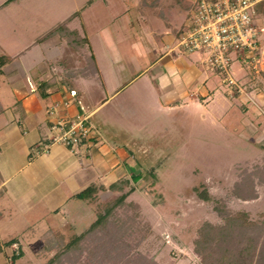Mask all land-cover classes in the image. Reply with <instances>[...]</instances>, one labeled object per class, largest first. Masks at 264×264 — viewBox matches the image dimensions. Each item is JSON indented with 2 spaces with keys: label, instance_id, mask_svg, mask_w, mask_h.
<instances>
[{
  "label": "rangeland",
  "instance_id": "374dc122",
  "mask_svg": "<svg viewBox=\"0 0 264 264\" xmlns=\"http://www.w3.org/2000/svg\"><path fill=\"white\" fill-rule=\"evenodd\" d=\"M4 1L0 0V3ZM84 1H8L0 8V55L10 54L18 48L19 45L14 48V43L19 44L20 39H23L22 43H27L36 31L42 33L53 23L63 20ZM107 1V4L104 0L92 2L91 9L89 7L91 16L86 22L93 26V31L100 23L106 29L110 26L114 28L115 22H122L125 39V42L119 43L122 54L132 57L131 64L135 62L142 68L144 60L140 59L135 49L139 28L143 25L150 27L155 33L152 38L158 39L156 45L163 49V42L168 38L171 41L167 33L172 28L179 32L186 26L198 0ZM256 11L254 21L260 28L261 47L247 55L244 49L232 54L230 73L237 82L236 86L229 88L222 80L221 71L203 66L206 65L207 52H186L176 47L174 63L179 66L180 62L188 61L194 66L181 72L183 78L201 68L214 74L212 82H207V92L202 90L203 83H200L197 74L178 88H169L171 91L160 97L157 87L170 84L171 80L166 73L156 74L163 65L158 62L127 89L137 102L144 97L151 101L153 107L148 106L147 111L142 113L137 108L132 118L119 113L113 123V129H120L117 138L126 140L131 147V164L125 166L130 170L125 171L124 176L141 174L137 180L132 179L130 185H133V190L125 199L138 203L136 211L143 224H140L141 232L145 233L138 244L133 246V242L131 250H139L159 264H201L200 255L193 248V238L203 220H222L214 207L216 199H222L225 206L234 212L246 210L251 217L257 218L264 214V182L255 184L256 198L242 199L233 192L234 182L245 170L257 168L256 171L260 172L263 169L260 175L264 177V9L261 3L256 4ZM118 14L121 15L117 18ZM79 19H76V24H79ZM145 19L149 23L141 25ZM112 21L114 23L110 24ZM142 42L149 47L146 40ZM135 56L137 59L134 60ZM4 77L6 79L7 76L0 75V84ZM144 82L150 85L149 94L141 90ZM173 102L180 104L170 106ZM111 131L113 134L114 130ZM198 190H205L210 198L199 196ZM118 192L99 189L92 203L88 204L93 208L92 216L96 218L102 205L114 199ZM50 217L44 221L55 224L57 219L52 215ZM90 217L85 221V227L81 219L75 230L66 226L41 236V241L40 236L36 237L28 248L25 247L18 261L8 258L7 264H44L57 250V247L45 249V239L51 237L59 244L57 238L61 237L62 243H66L74 231L81 233L88 229L95 219L89 220ZM19 238L22 241V236ZM39 242L38 246H42L36 248ZM63 264L84 263L72 259Z\"/></svg>",
  "mask_w": 264,
  "mask_h": 264
},
{
  "label": "crops",
  "instance_id": "0c3cea01",
  "mask_svg": "<svg viewBox=\"0 0 264 264\" xmlns=\"http://www.w3.org/2000/svg\"><path fill=\"white\" fill-rule=\"evenodd\" d=\"M94 1H84L57 21L56 25L64 22L62 30L48 34L56 27L53 23L43 34L36 31L27 43L20 39L19 44L14 43V48L19 47L6 53L12 59L0 71V75L7 76L0 87V264H7L8 258L18 261L25 247L38 236H47L66 226L75 230L81 219L85 227L88 216L89 220L95 218L89 206L92 202L77 197L76 193L91 183L108 185L127 177L125 171L130 169L125 166L131 164V147L126 140L117 138L120 129L112 127L119 113L132 118L137 108L142 113L148 106L153 107L151 101L142 97L137 102L127 92L152 66L162 63L156 74L166 73L171 80L170 84L157 87L160 97L197 74L203 83L202 90L207 92V82L214 78L204 68L183 78L182 73L194 66L188 61L180 62L179 66L174 63L179 32L173 28L167 33L171 41L165 40L162 49L156 45L158 39L152 38L154 31L145 25L140 27L135 49L144 60V67L135 62L133 66V58L123 56L119 47V43L125 42L122 22L106 29L100 23L94 31L86 22ZM3 3L0 8L6 5ZM258 3L264 9V0ZM144 22L149 23L145 19L141 25ZM143 39L149 47L144 46ZM149 87L144 82L141 90L149 94ZM71 89L76 90L75 96H71ZM179 92L182 93L181 89ZM54 102H59L55 115L80 116L89 128L88 136L80 138L73 149L54 142L48 151L41 150L55 119V115L48 113ZM175 102L170 106H179ZM51 215L58 224L44 221ZM40 243L36 248L42 246H38Z\"/></svg>",
  "mask_w": 264,
  "mask_h": 264
},
{
  "label": "trees",
  "instance_id": "16d2710c",
  "mask_svg": "<svg viewBox=\"0 0 264 264\" xmlns=\"http://www.w3.org/2000/svg\"><path fill=\"white\" fill-rule=\"evenodd\" d=\"M64 26V22H60L47 33L62 30ZM11 59L7 54L0 55V71ZM256 170L243 171L240 179L234 182L233 192L238 197H257L255 184L264 182V177L260 175L263 169L260 172ZM140 176V173H133L108 185L91 183L77 192V197L93 200L99 189L119 191L114 199L102 205L87 230L74 234L66 243H62L61 237L57 238L61 245L47 237L44 248L57 247V250L44 264H63L72 259L84 264H159L139 250H131L145 236L136 211L138 203L125 200L133 190V185H130L132 179L137 180ZM197 193L205 199L210 198L205 190ZM215 201L214 207L222 220H203L193 238V248L200 255L201 264H264V214L258 218L251 217L246 210H229L222 199Z\"/></svg>",
  "mask_w": 264,
  "mask_h": 264
},
{
  "label": "built area",
  "instance_id": "2783aa9c",
  "mask_svg": "<svg viewBox=\"0 0 264 264\" xmlns=\"http://www.w3.org/2000/svg\"><path fill=\"white\" fill-rule=\"evenodd\" d=\"M262 0H198L191 20L181 28L175 46L186 52L198 50L207 54L205 64L221 71L222 80L229 88L237 82L230 73L232 54L244 49L245 55L261 47L260 28L254 21L256 4ZM75 96L76 90H70ZM67 103V100L63 101ZM59 102H54L48 113L55 115ZM51 133L41 150L48 151L54 142L76 147L80 138L89 134L83 118L55 115Z\"/></svg>",
  "mask_w": 264,
  "mask_h": 264
}]
</instances>
